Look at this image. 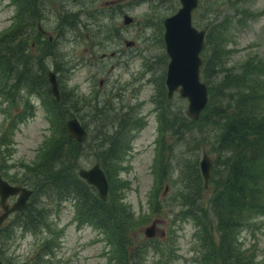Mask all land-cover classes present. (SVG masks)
Instances as JSON below:
<instances>
[{"label": "rangeland", "instance_id": "obj_1", "mask_svg": "<svg viewBox=\"0 0 264 264\" xmlns=\"http://www.w3.org/2000/svg\"><path fill=\"white\" fill-rule=\"evenodd\" d=\"M32 1L42 11L34 15V30L21 39L29 38V33L34 38L35 60H26L37 86L26 78L21 63L20 73L12 72L9 77L1 72L6 66L3 59L8 57L13 59L9 65L15 67L13 53L21 45L15 43L16 49L4 53L7 47H14L4 42L0 49V174L15 186H30L27 181L38 180L34 168L51 147L52 123L58 111L62 112V101L59 107L51 101L50 86L44 80L48 70L56 71L64 107L72 109L67 115L78 117L88 130L84 153L75 159L78 164L90 168L100 150L114 143L120 149L108 162L119 166L116 183H125L119 197L134 212L135 221L126 239L134 247L145 242L150 248L140 257V264H159V259L160 264L172 259V264H197L196 226L184 215L181 219L179 194L186 185L181 176L196 155L201 161L206 148L212 159L214 154L210 144L201 146L202 137L195 131H187L185 139H180L173 125L178 116H188L189 101L179 92L171 99L165 97L170 58L164 20L182 7L180 0H0V40L21 19L31 17L34 10L30 11L28 4ZM244 7L253 14L243 17L240 11ZM124 13L135 22L123 24ZM221 21L233 24L228 32L232 50L228 66L250 57L264 61V0H250L245 6L236 0H200L194 25L205 29ZM40 28L46 33L39 32ZM126 40H134L135 46L127 47ZM112 52L116 55L111 56ZM21 74L22 82L13 83ZM37 76L44 84H39ZM61 161L55 168L58 171L62 170ZM157 164L167 165L160 182L154 173ZM50 181L46 178L38 185L40 193L33 194L23 213L11 215L0 225V258L7 264H108L113 257V264H132V260L121 261L130 258L131 251L122 254L117 238L112 239L107 228L77 214L81 193L59 200L62 185ZM35 207L44 210L46 222L29 221L25 226L24 215ZM256 221L257 225L243 230L240 240L260 260L264 259V216Z\"/></svg>", "mask_w": 264, "mask_h": 264}, {"label": "trees", "instance_id": "obj_2", "mask_svg": "<svg viewBox=\"0 0 264 264\" xmlns=\"http://www.w3.org/2000/svg\"><path fill=\"white\" fill-rule=\"evenodd\" d=\"M236 1L245 6L250 0ZM30 5V11L34 10L31 12V20L21 19L14 30L0 40V49L3 48L4 42H11L13 46L16 43V46L21 45L19 52H24L25 55L18 56L14 51L17 59H14L15 67L9 65L13 59L8 57L3 59L6 66L1 68V72L9 77L12 72L20 73L18 69L21 63L26 78L37 86L35 78L33 82L29 74L34 71L26 60L27 58L31 61V57L35 60L31 47L34 38L30 37L29 33V38L21 39L24 33L34 30L32 20H37L34 15L42 11L37 3L33 4L32 1L28 4ZM240 13H243L245 18L253 14L250 10L247 11L246 7L242 8ZM232 26L231 23L227 26L221 21L205 27L207 34L202 52L201 76L208 85L209 102L199 119L181 115L178 116L177 123L172 124L173 130L178 132L182 140L185 139L187 131L200 134L201 146L210 144V152L214 154L212 176L207 188L200 168L199 155L187 164L188 169L182 171L181 176L182 182L186 178L185 189L179 194L182 204L181 219L184 215L196 226L198 245L194 261L197 264H264V259L259 260L257 254L250 253L240 240L243 230L249 229L252 224L257 225L258 217L264 216V61L261 58L250 57L243 63L235 62L228 66L232 55L228 32ZM16 46L7 47L4 53L11 52ZM22 76L23 74L17 77V82L13 83L18 85V82H22ZM37 78L39 84H44L40 76ZM44 80L48 82L45 76ZM48 92L51 101L57 107L62 101V112L58 111L52 123L51 147L45 158L34 168L36 171L34 179L38 177V180L34 183L27 181V185H30L27 187H33L34 194L40 193L38 185L49 178L51 185H62V196L58 197L59 200H64L67 196L70 198V193L80 192V196H77V214L86 215L89 222L107 228L112 234V239L117 238L122 254L131 251L130 258H121L122 262L132 260V264H140V257L150 248L145 242L134 247L133 242L126 239L128 228L135 221L134 212L119 197L120 187L125 185L124 182L116 183L119 166L108 162L109 157L116 158L119 155L118 145L114 143L112 147L96 153V163L102 166L110 180L109 199L104 200L98 190L93 185L86 186L76 172L82 166L75 159L83 155L87 139L80 142L69 136L66 120L69 119L67 114L72 109L64 107L66 104L63 95L58 101L51 87L48 88ZM205 151L209 153L207 148ZM61 159L62 170L58 171L55 168ZM166 166L163 164L159 167L157 164L155 167L154 173L159 182L162 173L167 172ZM33 210L30 214L24 215L25 226L29 221H36L38 224L46 222L44 210H37L36 207ZM21 213L23 211L18 214ZM154 248L160 251L159 248ZM160 252L162 253V250ZM158 261L160 264V259ZM173 261L168 260L162 264H172ZM107 263L113 264V257Z\"/></svg>", "mask_w": 264, "mask_h": 264}, {"label": "water", "instance_id": "obj_3", "mask_svg": "<svg viewBox=\"0 0 264 264\" xmlns=\"http://www.w3.org/2000/svg\"><path fill=\"white\" fill-rule=\"evenodd\" d=\"M182 7L171 16L165 18V44L167 54L170 57L166 74V85L168 96L173 97L178 91L180 95L189 101L187 114L193 119H199L209 101V90L207 84L201 80V65L203 59L201 52L205 44V29H198L193 23V12L199 5V0H180ZM134 17L126 13L123 23L129 25ZM134 41H126L127 46L134 45ZM114 54V53H112ZM49 81L54 94L59 99L60 90L56 73L49 72ZM66 130L69 136L77 141L83 142L87 139L88 130L78 117H72L66 122ZM214 166L211 156L204 151L200 161L205 187L209 186L212 168ZM79 176L93 185L102 199H107L109 194V182L107 175L99 163L90 168H81ZM32 190L24 186L11 185L0 174V204L4 212L0 214V225L8 215L16 210H22ZM12 195L18 198L12 206L6 201ZM148 235L153 232L147 231ZM0 264H7L0 258Z\"/></svg>", "mask_w": 264, "mask_h": 264}, {"label": "flooded vegetation", "instance_id": "obj_4", "mask_svg": "<svg viewBox=\"0 0 264 264\" xmlns=\"http://www.w3.org/2000/svg\"><path fill=\"white\" fill-rule=\"evenodd\" d=\"M38 24H39V23H38ZM41 31H42L43 33H46L44 30H42V29L40 28V29H39V32H41ZM42 32H41V33H42ZM33 46H34V44H33ZM17 50H18L17 55L19 56V49H17ZM15 53H16V51H15ZM23 55H25V53H24ZM115 55H116V52L114 53L113 56H115ZM102 57L104 58V57H106V56L104 55V56H102ZM41 67H42V66H41ZM42 72H43V69H42ZM56 73H57V72H56ZM57 77H58V75H57ZM99 83H100V85H103L104 80H103V79L100 80ZM60 93H61V96H62L61 85H60ZM13 198H14L15 200L17 199L16 196H15V197H14V196H13V197H10V198L8 199V203L13 204V203L15 202V200H14V202H10ZM0 210H1V209H0Z\"/></svg>", "mask_w": 264, "mask_h": 264}, {"label": "bare ground", "instance_id": "obj_5", "mask_svg": "<svg viewBox=\"0 0 264 264\" xmlns=\"http://www.w3.org/2000/svg\"><path fill=\"white\" fill-rule=\"evenodd\" d=\"M23 54H24V52H23V53H20V52H19V56L23 57V56H24Z\"/></svg>", "mask_w": 264, "mask_h": 264}]
</instances>
